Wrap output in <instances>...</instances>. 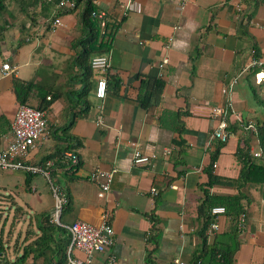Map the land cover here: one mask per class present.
I'll list each match as a JSON object with an SVG mask.
<instances>
[{
	"label": "crops",
	"instance_id": "1",
	"mask_svg": "<svg viewBox=\"0 0 264 264\" xmlns=\"http://www.w3.org/2000/svg\"><path fill=\"white\" fill-rule=\"evenodd\" d=\"M94 3L108 22L117 24L107 52L110 65L103 73L104 98L94 95L100 74L94 70L84 73L75 61L77 49L71 47L83 35L80 7L57 14L63 25L55 28L45 22L55 14L56 4L42 13L37 7L33 21L21 12L7 16L10 25L0 35V64L8 62L16 70L5 75L0 71V150L21 104L14 93V79L32 82L49 101L43 109L49 136L27 152L26 161L41 166L43 156L54 148L67 147L79 159L74 173L56 168L51 178L67 194L60 217L65 235V225L81 220L98 226L106 214L115 241L106 252L96 253L92 264H102L108 255L114 256V264H171L174 258L191 264L203 239L207 245L224 243L232 225L223 212L213 215L211 223L216 228L210 223L203 229L197 213L203 198L198 186L207 180L203 169L218 141L212 136L218 121L196 115L193 109L195 105L225 108L228 99L225 130L229 136L213 163V173L225 181L209 186L208 191L219 196L242 195L245 221L242 229L237 228L233 264H264V170H252L242 182L243 164L237 157L242 149L250 163L264 166L257 131L264 123L258 102L264 98V86L255 78L264 69V0ZM164 57L167 62L161 68ZM253 60L261 65L247 71ZM140 76L164 80L158 101L148 109L136 101ZM43 103L35 87L25 105L37 108ZM249 123L253 126L246 128ZM135 146L148 156V162L133 163ZM258 150L261 156H253ZM96 168L114 170L107 192L99 187L102 177L89 178ZM1 171L9 177L19 176V170ZM24 173L23 188L30 199L14 209L23 212L18 222L29 217L30 227L28 236L26 232L22 240L18 238L21 245L14 257L40 233V214L51 212L53 206L50 191V202L43 204L38 189L39 185L47 190L45 176ZM2 249L5 255L4 245ZM74 255L83 257L77 250Z\"/></svg>",
	"mask_w": 264,
	"mask_h": 264
},
{
	"label": "trees",
	"instance_id": "2",
	"mask_svg": "<svg viewBox=\"0 0 264 264\" xmlns=\"http://www.w3.org/2000/svg\"><path fill=\"white\" fill-rule=\"evenodd\" d=\"M11 1H15L20 12L33 21L37 16V7H39V13L40 11L42 13L45 10H49L60 0H0V35L10 25L7 16L12 17L15 12L8 9V4ZM74 5L73 9L81 8L79 24L81 31L83 30V35L81 34L75 38L71 43V47L75 50L77 49L75 61L85 73L91 70L89 62L93 55L104 54L109 51L112 37L117 30V24L108 22L105 15L99 17L101 9L94 3V0H74ZM64 11L66 10L57 8L53 16H57V14ZM68 11H71V9ZM255 71L257 69H254L252 73ZM13 85L14 93L19 103L25 104L27 97L36 87L38 96L44 101L37 108L44 109L48 106L49 101L45 99V92H41L34 83L14 79ZM163 85L164 80L160 77L140 76L136 96L139 106L143 109H148L154 105L159 99ZM259 85L264 86V80ZM258 102L262 105L264 112V98L259 99ZM257 131L260 146L264 152V123L258 126ZM222 143L219 140L216 141V147L211 154L210 163L203 169L207 175V180L204 184H199L198 186L203 193V198L198 204L197 213L202 218L203 229H206L213 221V215L210 214L211 208L223 206L225 213L231 218L232 225L227 234L228 240L224 243L207 245L205 239H203V247L191 261V264H233V253L237 246L235 242L237 233L236 220L237 216L243 212L242 195L219 196L208 191L209 186L225 181L213 173V163ZM67 150L73 151V148H54L52 152L43 156L40 162L41 166H45L47 161L52 162L48 167L51 178L54 173L53 170L56 168H63L66 173H74L78 169L79 161L76 164H71L69 159L64 158L63 153ZM237 157L243 164L239 174V179L242 182L250 178L252 170H264V166H256L250 163V159L246 158V154L242 149L238 150ZM27 186L29 187V184ZM22 215L23 212L17 216L16 221H19ZM150 219L153 222L156 220L154 216H151ZM37 227L40 233L23 247L22 252L14 260H9L2 253L3 244L0 241V264H24L25 262L31 264H64L70 240L69 233L65 235L66 230L51 221V212L48 211L40 214ZM151 239L155 240V236L151 237Z\"/></svg>",
	"mask_w": 264,
	"mask_h": 264
},
{
	"label": "built area",
	"instance_id": "3",
	"mask_svg": "<svg viewBox=\"0 0 264 264\" xmlns=\"http://www.w3.org/2000/svg\"><path fill=\"white\" fill-rule=\"evenodd\" d=\"M74 0H60L56 4V8L70 10L74 8ZM105 15V12L101 10L99 17ZM50 28L60 27L63 25L60 17L52 16L45 22ZM167 62L164 57L161 60L159 66L162 68ZM91 70L100 74L96 78L94 95L97 98H104L106 94V80L103 73L108 69L110 65L108 53L96 54L90 58L89 62ZM261 65L260 61L253 60L247 67V71L254 66ZM16 70V67L11 66L8 62H1L0 71L1 74H9ZM259 75H262L261 78ZM256 81L260 82L264 80V69L255 73ZM222 93L226 94L227 90L222 89ZM230 106V101L226 99L225 108ZM219 106L209 105H195L193 113L196 115L206 116L209 118H216L217 124L212 130V136L218 139L220 142H225L229 136V133L225 130L226 121V109ZM253 124L249 123L245 125L246 128L252 127ZM49 136V128L45 117V111L30 105L19 104L16 108L14 117L10 123L9 130L3 135V139L6 142L4 148L0 150V169L1 170H22L26 173H41L48 180L50 186L49 190L53 200V206L51 210V221L57 225L62 226L60 217L68 202L67 194L63 187L53 183L50 177L48 167L52 164L51 161H47L45 166H37L26 161L27 152L34 148L36 144ZM64 158L70 160L71 164H76L79 159L78 155L74 151L67 150L63 153ZM253 156H261V151L253 152ZM148 156L141 153L138 146L134 147L132 161L134 164L140 165L148 162ZM114 170L104 171L99 168L93 170L89 178L95 179L102 177L103 181L99 184L102 192H107L109 185L113 177ZM151 192L156 191L151 188ZM225 212L223 206H214L210 210V214L216 216L219 213ZM244 214H239L237 218V228L242 229L244 226ZM70 236L69 244L66 251V259L64 264H92L96 253H102L109 250L114 244V230L111 223L107 219V215H103V221L98 226L89 224L85 221L75 220L68 225L64 226ZM211 228H216L215 222L211 223ZM77 250L83 254V257H77L74 255V251ZM114 256L108 255L106 260L102 264H114ZM171 264H188L187 262L174 258Z\"/></svg>",
	"mask_w": 264,
	"mask_h": 264
},
{
	"label": "rangeland",
	"instance_id": "4",
	"mask_svg": "<svg viewBox=\"0 0 264 264\" xmlns=\"http://www.w3.org/2000/svg\"><path fill=\"white\" fill-rule=\"evenodd\" d=\"M8 9L15 12H20L15 1L9 2ZM16 172L19 173V176H15L13 174L9 177L6 172L0 170V185L5 187H0V241L6 249V252H4L6 253L5 257L10 260L15 259L14 255L18 247L21 245L19 239L22 240L26 232L28 236L27 230L30 227L28 224L29 217L27 218L26 222H23L22 219L20 222L16 221L17 216L21 215V212H17V209H14V207L16 205L25 206L24 199H30V195L26 193L23 188L25 176L24 171L19 170ZM44 183L46 187H48L47 190L44 192V189H41L39 185L38 189H40L42 192L44 198L43 204H47L50 202V195L47 194V191H50V184L46 180ZM33 218V216L30 217V220ZM34 229L36 230L35 227Z\"/></svg>",
	"mask_w": 264,
	"mask_h": 264
}]
</instances>
